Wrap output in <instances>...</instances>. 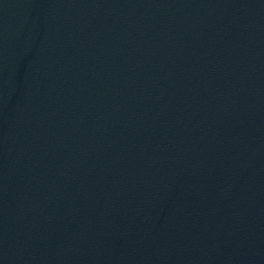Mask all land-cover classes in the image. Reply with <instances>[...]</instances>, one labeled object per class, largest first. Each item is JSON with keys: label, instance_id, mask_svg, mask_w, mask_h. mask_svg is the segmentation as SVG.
<instances>
[{"label": "water", "instance_id": "95a60500", "mask_svg": "<svg viewBox=\"0 0 264 264\" xmlns=\"http://www.w3.org/2000/svg\"><path fill=\"white\" fill-rule=\"evenodd\" d=\"M0 264H264V0H0Z\"/></svg>", "mask_w": 264, "mask_h": 264}]
</instances>
